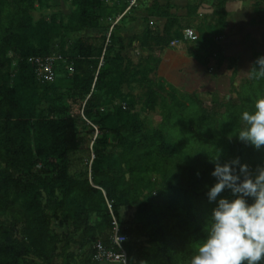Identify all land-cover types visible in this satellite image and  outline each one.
Listing matches in <instances>:
<instances>
[{"label": "trees", "instance_id": "obj_1", "mask_svg": "<svg viewBox=\"0 0 264 264\" xmlns=\"http://www.w3.org/2000/svg\"><path fill=\"white\" fill-rule=\"evenodd\" d=\"M119 3L111 8L128 6ZM62 4L0 0V264H99L93 246L109 244L111 211L128 238V264H190L218 200L233 198L225 190L209 202L214 162L264 166V146L236 137L242 113L264 97V78L236 86L240 58L228 57L238 103L212 93L209 108L157 76L198 5L184 15L176 0H138L113 27L107 3ZM198 30L194 56L205 66L217 60L219 70L221 47ZM54 52L69 62L42 85L31 59ZM253 52L252 67L263 56ZM65 92L78 96L75 114ZM89 145L90 163L75 170Z\"/></svg>", "mask_w": 264, "mask_h": 264}, {"label": "clouds", "instance_id": "obj_2", "mask_svg": "<svg viewBox=\"0 0 264 264\" xmlns=\"http://www.w3.org/2000/svg\"><path fill=\"white\" fill-rule=\"evenodd\" d=\"M247 73L252 79L264 78V56L258 57ZM254 107L253 112L242 113L245 126L236 137L259 150L264 146V97L257 98ZM211 176L216 183L208 190L209 202L217 201L225 190H230L233 198L218 200L207 237L196 249L190 264H261L264 261V166L253 170L238 159L224 164L216 160Z\"/></svg>", "mask_w": 264, "mask_h": 264}, {"label": "crops", "instance_id": "obj_3", "mask_svg": "<svg viewBox=\"0 0 264 264\" xmlns=\"http://www.w3.org/2000/svg\"><path fill=\"white\" fill-rule=\"evenodd\" d=\"M75 1H80V0H66V2L64 0L63 4H62V0H53V3L54 5L62 4V6L66 9L70 3ZM100 1L110 5L109 13L112 14L110 18V21L112 23H114L113 18L117 14L124 13L127 9L126 8L125 10L119 12L118 10L115 11L111 8V6L115 4L120 6L123 5L119 3L120 1L123 0H100ZM256 1L257 0H176L177 5L183 7V9H181V13L184 15L185 14L187 15V11L186 9H184L185 5H187L188 3L198 5V12L192 19L193 21L192 23H194V27L188 30L189 32H192L195 37L193 40L186 39V34H185L187 31L186 30L184 32L183 40H173L175 42L179 41L178 44H176L175 46H171L170 44L168 47L164 49L161 56V63L157 72L158 78L166 82L168 85L177 88L183 93L201 95L203 93L202 87H205V89L207 87H210V89L207 91L205 90L204 93H208V92H210V94L218 93V96L220 97L219 92L211 93V88L215 89L213 91H217L218 89L216 86L218 85V83H222L225 81L224 73L221 70L223 69V66H225V64H227L228 67H232L230 65L231 63L227 61L228 57H232L231 53H235L236 57L240 58L239 62L242 58L241 57L242 55L240 56L239 55L240 53L237 52L239 44L238 41H236V39L242 36L240 33L241 31L239 30L245 31L246 29H249V31L253 30L254 32L256 31L264 32V4L259 8L260 10L258 11L256 9ZM246 18L248 19L247 22L245 21ZM209 25H213V26H209ZM198 27L201 28L202 32L204 33L207 32L210 34V36L212 37L214 36V39L222 49V53L224 54L226 61L219 70L214 69L215 68L214 66L218 64L217 60L215 59L211 60L210 65L205 66L201 64L193 54L196 48L194 44L197 42V38L200 37V32L198 30L199 29ZM214 28L216 30H214ZM221 29L222 32H220ZM140 51L146 55L145 49H140L139 52ZM53 55H60V54H53ZM252 55H254L253 50H252ZM38 57H45V56H38ZM63 59L64 60L57 62L56 65L60 62L65 63L67 61L65 57H63ZM213 63L215 64L213 65ZM209 69L211 70L210 74H208ZM110 213L114 220L115 217L112 211ZM109 244L107 246H109Z\"/></svg>", "mask_w": 264, "mask_h": 264}, {"label": "rangeland", "instance_id": "obj_4", "mask_svg": "<svg viewBox=\"0 0 264 264\" xmlns=\"http://www.w3.org/2000/svg\"><path fill=\"white\" fill-rule=\"evenodd\" d=\"M65 2H66V0H65ZM245 21L247 22L248 19L246 18ZM240 24H241V21H240ZM209 26H213V25H209ZM214 30H216V29L214 28ZM239 31H241L240 33L242 36L238 37V39H236V41H238V44H239L237 52L240 53L239 54L240 56L242 55L241 56L242 58H241L240 62L238 63V66H235V70L237 71V74H235V79H234L236 86H240L242 84L243 80L249 78V75L247 72L251 69L252 64L254 62V56L252 55V50L254 51V49H255L257 52H261L264 56V32H262V31L254 32L253 30L249 31V29H246L245 31L244 30H239ZM220 32H222V29L220 30ZM211 38H213V37H211ZM250 42H251V44H250ZM57 53L58 52H54L53 54H57ZM53 54H51V55H53ZM139 54L146 56L147 52H146V55L143 54V52H141V51L139 52ZM231 54H232V56L236 57L235 53H231ZM137 57H138L137 54L135 57L133 56L134 62H136V63H138ZM68 62H66V64ZM101 63H102V61H101ZM214 64L215 63H213V65ZM214 67H212V68H214ZM221 71L224 73V76H225L224 80L225 81L222 83H218V85L216 86L218 89L217 91H213L215 89L211 88V93L212 92H219L220 100L222 102L227 101L228 99L232 98L234 103H238L237 96L235 94H233V95L231 94V90H232L231 77H232L233 68L228 67L227 64H225V66H223V69ZM210 73H211V70L209 69L208 74H210ZM209 89H210V87H207L206 89H205V87H202L203 93L201 94L202 95L201 97H202L203 101L206 103V106L210 108V106H209V102L211 101L210 97H209L210 92L204 93L205 90L207 91ZM126 91H127V89H126ZM61 95H63V99H65V103H66L67 107L71 110L70 111L71 114H75L77 112V109L79 108V103H80L78 96H76L72 92H65V94L61 93ZM155 116L156 115L151 114L150 118L154 119ZM90 157H92V151H91V146L89 145L88 148H85L80 153H78V155L76 156V163H75L76 165H73L75 170L80 167V164L83 165L82 169H85L86 165L88 163H90L89 162ZM131 214H133V211L131 212Z\"/></svg>", "mask_w": 264, "mask_h": 264}, {"label": "built area", "instance_id": "obj_5", "mask_svg": "<svg viewBox=\"0 0 264 264\" xmlns=\"http://www.w3.org/2000/svg\"><path fill=\"white\" fill-rule=\"evenodd\" d=\"M128 7L124 13H119L114 18L113 27L133 8L138 6V0H125ZM186 39L193 40L194 34L186 32ZM179 41L171 42L175 46ZM64 60L60 55H51L45 57H35L31 61L35 65L36 76L41 84L51 83L55 80V65L57 62ZM128 241L126 236L120 234V227L116 219L113 220V230L110 237L109 246L96 243L93 246L94 260L99 264H128V256L124 244Z\"/></svg>", "mask_w": 264, "mask_h": 264}]
</instances>
